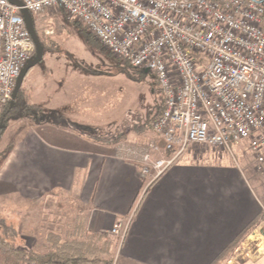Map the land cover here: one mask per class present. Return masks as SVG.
<instances>
[{
	"label": "crops",
	"instance_id": "1",
	"mask_svg": "<svg viewBox=\"0 0 264 264\" xmlns=\"http://www.w3.org/2000/svg\"><path fill=\"white\" fill-rule=\"evenodd\" d=\"M60 54L43 51L25 75L19 100L40 113L0 160V218L24 248L44 242L38 208L64 195L79 206L68 235L133 211L117 264H264V241H251L264 240V191L247 166L186 152L143 191L137 158L96 135L114 121L106 77Z\"/></svg>",
	"mask_w": 264,
	"mask_h": 264
},
{
	"label": "built area",
	"instance_id": "2",
	"mask_svg": "<svg viewBox=\"0 0 264 264\" xmlns=\"http://www.w3.org/2000/svg\"><path fill=\"white\" fill-rule=\"evenodd\" d=\"M19 1L0 0V106L13 101L16 79L35 51L20 10L33 20L61 10L113 56L156 74L164 106L150 148L173 155L152 160L126 148L144 162L143 191L191 144L227 148L248 140L264 167V0ZM132 217L133 211L122 215L103 232L116 240L114 264Z\"/></svg>",
	"mask_w": 264,
	"mask_h": 264
},
{
	"label": "rangeland",
	"instance_id": "3",
	"mask_svg": "<svg viewBox=\"0 0 264 264\" xmlns=\"http://www.w3.org/2000/svg\"><path fill=\"white\" fill-rule=\"evenodd\" d=\"M34 20L44 51L61 53L60 57H68L78 65L94 69L106 77V86L110 97L109 117L114 121L113 126L108 130L101 129L96 134L99 140L104 143H115L116 147L113 151L123 150L126 152V148H134L138 154L150 153L152 160L173 155V152H167L164 148L158 150L150 148V144L157 140V136L150 128V122L153 121L157 113V106L163 100L156 74L152 70L131 68L123 59H119L105 50L99 42L89 39L79 24L75 22V19L67 16L61 10L53 9L42 12L34 16ZM27 122L25 116L19 113L18 117L11 118L6 123L5 129L0 134V160L2 154L11 144L10 140H13L15 135L18 136L22 133L28 125ZM80 132L86 133V130H80ZM130 133L133 137L129 139L126 136ZM121 136L123 137L121 138ZM250 143L248 140H242L227 148L191 144L184 148L177 159L181 155L184 156L186 152H191L197 155H205L204 158H212L219 162L230 160L240 165L245 164L247 172L257 185L256 189L258 192H263L264 167L257 162L256 153L251 148ZM139 162L140 168H143L144 162ZM153 175L151 169L146 175L147 179L153 178ZM68 197L63 195L58 198V201L54 199V205L49 207L46 204V206L38 208L36 213L38 220L42 221V229L47 232L54 231L66 239L71 236L68 235V232L72 229L71 224L79 208ZM17 212L14 213L17 215ZM48 223L50 226L47 225ZM262 227L264 229V226ZM84 232L87 233L86 230ZM254 237L248 241L251 240L253 243L256 241V244L264 241L259 231ZM107 238L113 237L107 236ZM16 243L23 248L27 247L26 242L20 241L18 238ZM41 243L39 242L38 245L40 246ZM36 245H32L31 248L36 247ZM246 245L248 246V242H245L244 246ZM263 245L264 243H262ZM115 248H113L114 257L116 255ZM115 264H117V260Z\"/></svg>",
	"mask_w": 264,
	"mask_h": 264
},
{
	"label": "trees",
	"instance_id": "4",
	"mask_svg": "<svg viewBox=\"0 0 264 264\" xmlns=\"http://www.w3.org/2000/svg\"><path fill=\"white\" fill-rule=\"evenodd\" d=\"M13 2L15 0H9ZM82 28L89 39L99 42L82 24L75 20ZM100 44V43H99ZM101 45V44H100ZM20 89L16 98L0 106V134L6 127V123L22 113L26 118L39 116L40 110L24 105L19 100ZM163 100L157 106V113L153 121L161 114ZM150 128L152 129V123ZM123 136H121L122 138ZM12 148V144L2 154L1 159H5ZM255 222L252 221L238 236L233 243L236 244L244 234L246 235ZM0 264H27L29 261H41L43 264H114L113 248L116 247L115 238H107L104 233L95 234L84 231L70 233L69 238H63L54 231H48L43 235L44 242L34 248H23L16 243L17 229L0 218ZM225 255L220 256V259Z\"/></svg>",
	"mask_w": 264,
	"mask_h": 264
},
{
	"label": "water",
	"instance_id": "5",
	"mask_svg": "<svg viewBox=\"0 0 264 264\" xmlns=\"http://www.w3.org/2000/svg\"><path fill=\"white\" fill-rule=\"evenodd\" d=\"M263 1V0H261ZM13 3L21 6V1L19 0H15L13 1ZM23 19L25 21V25L26 28L28 29L30 36L33 40L34 46H35V53L32 56V58L23 66L20 74L18 75L16 82H15V86L13 88V100L16 98L17 92L20 89V86L22 84V81L25 77V75L27 74V72L29 71L30 68H32L34 65H36L43 57V51H44V47L43 44L39 38V35L36 31L35 25H34V20L33 17L31 15V13L29 11H27L26 9H21L20 10ZM145 71H147V69H145Z\"/></svg>",
	"mask_w": 264,
	"mask_h": 264
}]
</instances>
